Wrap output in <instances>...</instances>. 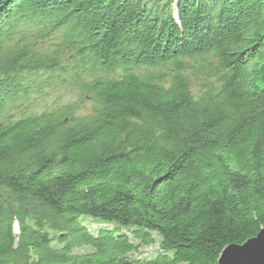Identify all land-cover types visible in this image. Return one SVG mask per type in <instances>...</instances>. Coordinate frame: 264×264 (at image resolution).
<instances>
[{"label": "trees", "instance_id": "1", "mask_svg": "<svg viewBox=\"0 0 264 264\" xmlns=\"http://www.w3.org/2000/svg\"><path fill=\"white\" fill-rule=\"evenodd\" d=\"M263 229L264 0H0V264H217Z\"/></svg>", "mask_w": 264, "mask_h": 264}, {"label": "water", "instance_id": "2", "mask_svg": "<svg viewBox=\"0 0 264 264\" xmlns=\"http://www.w3.org/2000/svg\"><path fill=\"white\" fill-rule=\"evenodd\" d=\"M217 264H264V229L242 245L226 246Z\"/></svg>", "mask_w": 264, "mask_h": 264}, {"label": "rangeland", "instance_id": "3", "mask_svg": "<svg viewBox=\"0 0 264 264\" xmlns=\"http://www.w3.org/2000/svg\"><path fill=\"white\" fill-rule=\"evenodd\" d=\"M194 90H199V87H195ZM53 91V90H52ZM61 93V94H60ZM58 97H59V104H58ZM77 101V95H76V91H63L61 92L58 91L57 94H52L48 97L45 98V107L47 108H51V107H56V105H58L59 107H62L64 105H68L70 103H74ZM91 104L87 103L86 108H87V112L91 111ZM86 224L90 227V229L94 232H96L100 227H104V225L102 224H98L96 222H94L93 220H87ZM16 232H18V228H15ZM152 249L148 248V249H144L143 252L147 253V252H151Z\"/></svg>", "mask_w": 264, "mask_h": 264}]
</instances>
